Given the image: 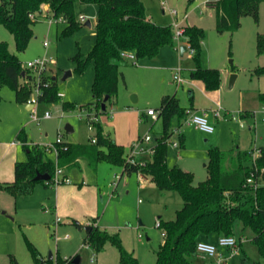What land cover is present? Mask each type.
<instances>
[{
  "label": "rangeland",
  "instance_id": "obj_1",
  "mask_svg": "<svg viewBox=\"0 0 264 264\" xmlns=\"http://www.w3.org/2000/svg\"><path fill=\"white\" fill-rule=\"evenodd\" d=\"M143 1L152 20L172 26L176 35V23L204 30L201 65L220 71L222 97L219 98L215 92L219 88L208 90L213 95L209 101L192 85L199 82L206 90L202 80L191 78L190 69L196 67V61L187 37L177 35L175 41L179 56L173 68H183V74L186 73L192 84L176 87L173 71L168 67L170 59L164 56V51L169 49L165 46L156 59L144 58L124 66L116 101L108 102L105 110L94 107L90 112L92 116L97 113L95 121L102 125L104 134L123 147V156L127 159L132 145L139 139L151 135V142L143 141L144 146H151L155 138L162 135L163 115H158L155 121L142 112L154 108L160 113L163 92L175 93L184 108L206 111L209 122L212 124L214 121L216 130L212 134L185 122L186 117L180 120L177 114L171 118L169 127L174 140L179 141L180 134L183 137V145L175 148L169 144L170 164H178L191 171L194 183L198 184L207 178L206 164L211 148L231 150L236 145L247 147L252 138L258 146L264 143V103L259 99V93L264 91V73H256L257 67L264 66V54L256 51V34L264 32V3L260 6L258 22L251 16H245L240 28L231 33L217 31V12L206 3L208 0H196L191 5L188 0ZM172 9L177 10V15L171 13ZM75 14L78 21L81 15L88 17L92 26L79 21L80 29L65 34V23L54 18L44 7L43 13L31 25L33 34L24 51L17 49L13 33L0 23V40L8 43L10 51L18 56L25 69L27 62L37 57L48 55L53 58L47 73L57 77L58 91L64 94L57 102H38L33 112L25 103L16 101L13 88L8 85L0 88V169L6 180L14 175L12 163H6L3 156L10 141H16L13 151L19 158L27 160L23 137L28 139L29 148L47 151L45 147L54 146L59 135L63 142L86 144L96 132L94 125L89 127V109L82 106L94 100L92 82L95 69L89 66L80 72L73 57L80 54L85 58L95 42L97 6L76 0ZM182 46L188 47L183 55L180 52ZM146 63L145 69L143 65ZM67 71L72 74L63 79ZM233 74L237 77L231 85ZM63 102L73 103V106L64 108ZM213 102H220L223 107L218 120H212L217 109ZM46 112H50L51 117H45ZM33 114L38 120L32 118ZM69 125L73 127L71 132L67 131ZM178 131H181L179 135ZM47 153L56 160L54 147ZM122 170L121 164L103 159L95 171L84 161L82 170L68 173V180L48 186L41 181L36 182L29 194L15 197L0 187V264H11V258L18 264H35L31 245L41 257L52 254L55 262L58 258L78 255L81 264H102L97 252L84 243L85 231L77 222L84 226L96 222L109 231L120 232L123 245L134 250L140 264H156L155 252L164 241L162 228L158 226L159 216L163 220L174 218L183 198L176 190H161L153 181H141L136 171L121 175ZM234 236L252 260L264 264V256L251 240L253 232L250 228L243 229L237 225ZM211 242L216 244L218 239ZM112 249L118 252L116 246L107 243L104 255L108 264H114ZM240 255L239 246L232 257V264H239ZM203 262L202 259L201 264Z\"/></svg>",
  "mask_w": 264,
  "mask_h": 264
},
{
  "label": "trees",
  "instance_id": "obj_2",
  "mask_svg": "<svg viewBox=\"0 0 264 264\" xmlns=\"http://www.w3.org/2000/svg\"><path fill=\"white\" fill-rule=\"evenodd\" d=\"M83 4H95L97 17L95 23V42L85 58L76 54L73 58L80 72L93 66L95 74L92 82L94 100L82 105L84 108H101L108 102L114 103L118 96L119 81L123 77L122 68L130 65V60L123 53L132 52L137 60L155 58L165 46L175 47L174 30L170 25H160L147 17L143 0H79ZM196 0H188L191 5ZM76 0H0V23L13 33L19 51H24L32 37L31 25L36 18L48 8V12L57 20L65 23V34L80 29L75 14ZM264 0H217L216 29L219 32L237 31L245 16H251L256 22ZM34 15L35 19L30 16ZM185 36L189 45L194 48L193 57L196 67L191 70L192 79L204 82L206 90L220 87L221 76L218 69L204 68L201 65V44L205 32L197 26H186ZM256 51L264 54V32L256 36ZM257 74L264 73V66L256 68ZM32 75L23 67L18 56L12 53L6 41L0 40V88L10 86L19 103L28 102L32 94ZM39 102H57V77L47 78ZM104 99V102H102ZM264 103V92L259 93ZM2 95L0 93V103ZM64 108L73 103L63 102ZM104 109V110H105ZM187 108L180 105L175 95L166 94L161 99L160 113L164 117V131L154 144V153L146 162L129 163L123 156V147L114 139L104 134L102 125L88 120L96 132L86 144L64 142L57 144L56 160L38 147H26L28 158L15 163V179L12 182L0 183L15 197L29 194L34 185L37 173H47L50 179L41 181L44 185L52 184L59 167L63 171L79 167V161L85 160L96 169L103 159L119 163L122 173L133 171L149 177L161 190H176L183 198V204L170 220H160L159 227L164 233V241L156 250V264H194L198 256L199 241L211 242L221 236H234L237 225L243 229L250 228L251 238L264 256V145L255 156V148L241 149L235 146L231 150L218 147L209 150V161L206 164L207 178L195 184L194 174L178 165L169 166L167 162L169 142L173 132L169 130L171 118L177 114L185 118ZM97 116V113L95 114ZM96 138V143L92 139ZM23 141H27L23 137ZM183 142V137L181 138ZM104 148L107 150L104 151ZM64 175V174H63ZM66 177V175H64ZM63 177V178H64ZM252 179V182H249ZM80 228L83 225L77 223ZM84 240L95 252L112 243L119 252V264H140L134 251L128 250L122 242L119 232H110L92 224ZM213 243V242H212ZM240 246V264H260L252 260ZM33 250L35 264H73L72 258L41 257ZM11 264H18L11 258Z\"/></svg>",
  "mask_w": 264,
  "mask_h": 264
},
{
  "label": "built area",
  "instance_id": "obj_3",
  "mask_svg": "<svg viewBox=\"0 0 264 264\" xmlns=\"http://www.w3.org/2000/svg\"><path fill=\"white\" fill-rule=\"evenodd\" d=\"M210 2V0L206 1V3L208 4ZM171 13L173 15H177V10L176 9H172ZM31 18L35 19L34 15L30 16ZM61 20V19H59ZM88 17L81 15L79 17V21H81L82 23H86V21H88ZM52 21V18H51ZM176 28H178L177 30V35L178 36H182L185 35V27L180 26L179 23L175 24ZM176 33H174V37L176 38ZM48 42H46V46ZM190 46V45H189ZM191 47V46H190ZM192 48V47H191ZM188 49V47H187ZM192 53H194V48H192ZM123 56L128 58L132 63H137V59L135 57V54L132 52H126L123 53ZM53 62V58L51 56L45 55L43 57H37L29 62H27V70L30 71L33 79H32V94L29 98V103L32 104L33 108L31 109L33 112L35 110L36 104L39 102L38 101V97L42 94V89L43 86H47V78L49 77V74L47 73L50 70V64ZM173 79L175 81V83L177 85H181L185 82V78H184V74H183V68H181L180 66L177 67L173 73ZM58 97L62 98L64 97V94L58 91ZM216 117H221L222 115V108L219 106L216 110ZM186 118H185V122L190 123V124H195V126L200 129L201 131L205 132V133H212L215 130V127L213 124H211L207 118L206 113H202V114H198L196 111L192 110L191 108L186 110ZM147 115L151 116L153 119H157L158 118V112L153 109L150 108L147 110ZM45 117H51V113L50 112H46ZM88 116H90L91 121H95L96 120V115L94 114L93 116L90 114H88ZM32 118L35 120H38V117H36V115H32ZM90 128H93V125L90 124L89 126ZM181 131H178V133H180ZM153 140V138L151 137V135L147 134L144 138H142L141 140L139 139V142L135 143L132 145L131 147V153L129 154V156L127 157V162L129 163H137V156L147 152L150 156L153 155L154 153V144L151 145L148 148H145L143 146V141L146 142H151ZM16 143V141L13 142V144ZM63 139L62 136L59 135L57 138V141L55 143V145L53 146V144L51 145H47V147H45L48 150H51L52 147L55 148L56 153H57V144H62ZM92 143H96V138L92 139ZM172 143L174 146H178L179 142L178 141H174V142H170ZM260 152L259 148H256L254 151V155L256 156L258 153ZM143 163V162H142ZM264 171V169H263ZM64 174V171L57 167L53 180H52V184H59L61 182H64V180H68L67 177H64L61 180V176ZM139 179L141 181L145 180V176L139 172ZM249 182H252V179H249ZM160 225V221L158 220V226ZM164 235V233H162ZM68 237V236H67ZM226 249L228 252H225L224 250ZM239 250V245H238V240L235 238V236H221L218 239V242L212 243V242H208V241H199L197 244V252L199 253V255L203 256L205 261L203 264H228L230 258L236 254Z\"/></svg>",
  "mask_w": 264,
  "mask_h": 264
},
{
  "label": "crops",
  "instance_id": "obj_4",
  "mask_svg": "<svg viewBox=\"0 0 264 264\" xmlns=\"http://www.w3.org/2000/svg\"><path fill=\"white\" fill-rule=\"evenodd\" d=\"M210 2L211 3H208V5L210 6V7H214L215 9H216V7H215V5H216V2H217V0H210ZM146 13H147V11H146ZM147 17L150 19V20H152V18L147 14ZM153 21V20H152ZM153 22H155V21H153ZM156 23V22H155ZM258 33V32H257ZM256 36H257V34H256ZM167 48H169L168 50H166V51H164V56L165 57H167V58H169L170 60V62H171V64H169V66L168 67H170L169 69L170 70H172L173 71V73H174V71H175V69L176 68H173L174 67V65H175V63H176V61L178 60V56H179V53H178V50L179 49H177V45L175 46V47H170V46H166ZM165 48V47H164ZM162 50V49H161ZM181 52V55H183L184 54V52H182V51H180ZM159 54H161V53H159ZM158 57V56H157ZM157 57H155V59L157 58ZM155 59H153V60H155ZM148 62H150V61H148ZM132 62H130V64H131ZM146 65H148V63H146V64H144L143 66L145 67V69H146ZM204 67V66H203ZM204 68H206V67H204ZM123 69H124V67L122 68V71H123ZM194 68H192V69H190V72H191V70H193ZM184 71V70H183ZM237 77V76H236ZM184 78H185V82L184 83H191V81L189 80V79H187V75H186V73L184 74ZM173 81H174V79H173ZM174 83H175V81H174ZM184 83L183 84H181V85H177L176 83H175V85H176V87L177 88H179L180 86H183L184 85ZM192 84V83H191ZM233 84V83H232ZM231 84V85H232ZM192 85H194L195 87H196V89L199 91V92H201L202 94H204L205 96H207V99L210 101V100H212L213 98V95H212V93H209L208 92V90H204V87H203V85L201 84V83H199V82H197V83H193ZM165 91H167V90H165ZM192 91H193V93H194V89H192ZM208 92V93H207ZM217 94H218V96H219V98H221L222 96H221V89L219 88L218 90H216L215 91ZM261 92H264V91H261ZM0 93H1V89H0ZM166 94H169V95H175V93L174 94H170L169 92H163L162 94H161V99H162V97L164 96V95H166ZM195 94V93H194ZM2 95V94H1ZM139 97H140V95L138 96V97H136V101H138L139 100ZM29 101V100H28ZM19 103V102H18ZM25 105L27 106V108L29 109V110H31L32 108H33V106H32V104L31 103H29V102H26L25 103ZM221 107L222 108V111H223V107H222V105L220 104V102H213V107H216V108H218V107ZM193 107H191V109H192ZM215 108V109H216ZM154 109V108H153ZM187 109H189V108H187ZM194 111H196L198 114H202V113H206V115L208 116V114H207V112L206 111H202V112H198V110H194ZM158 112V111H157ZM143 113V115H145V116H148V117H151V116H149V115H147V112L146 113H144V112H142ZM158 115H159V112H158ZM152 118V117H151ZM153 119V118H152ZM158 119V118H157ZM157 119H153V120H157ZM214 119H216V120H218L219 119V117H212V120H214ZM214 122V121H213ZM213 122H212V124H213ZM215 127V126H214ZM216 130V129H215ZM215 130H214V132H215ZM214 132H212V133H214ZM181 133V132H180ZM212 133H207V134H212ZM178 135H179V133H178ZM159 138V137H158ZM179 145L178 146H174L175 148H177V147H179V146H181V145H183L182 144V141H181V138H182V135L180 134L179 135ZM27 139V138H26ZM156 139V138H155ZM28 140V139H27ZM115 140V139H114ZM116 141V140H115ZM174 141H177V140H174V138H173V135H172V137H171V139H170V142H174ZM13 142L14 141H10L9 143H8V145H7V148L4 150V160H5V162L6 163H8V162H10V163H12V166H13V168H15V163L17 162V161H25L24 159H20L19 158V156H18V154H17V152L16 151H13V148L16 146V144L17 143H14L13 144ZM27 142L28 141H25L24 142V147L26 148V147H29V144H27ZM92 142V141H91ZM117 142V141H116ZM170 142H169V144H170ZM118 143V142H117ZM119 144V143H118ZM153 144H154V142H153ZM152 144V145H153ZM262 145H264V143L262 144ZM262 145H256V144H254V140H253V138L251 139V142H250V145H248L247 147H240L241 149H249V148H251V147H254L255 149L256 148H260ZM144 146V145H143ZM145 148H148V147H150V145L148 146H144ZM47 152V151H46ZM151 157L152 156H150L147 152H144V153H142V154H140V155H138L137 156V161L138 162H146V161H148V160H150L151 159ZM85 160H80L79 161V167H76V168H73V169H71V170H64V175H66V177H68V173L69 172H71V171H73V170H82V162H84ZM3 162V161H2ZM86 163H87V161H85ZM167 162H168V165L169 166H173V165H178V164H173V165H171L170 164V162H169V158H168V155H167ZM88 164V163H87ZM89 165V164H88ZM90 166V165H89ZM98 166V165H97ZM178 166H180V165H178ZM91 167V166H90ZM180 167H182V166H180ZM92 168V167H91ZM183 168V167H182ZM93 169V168H92ZM96 169H97V167H96ZM96 169H93V170H95L96 171ZM183 169H185V168H183ZM185 170H187V169H185ZM13 171H14V175H12V177H10V178H7V180L5 179V178H3V176H2V169H0V183H6V182H12L14 179H15V170L13 169ZM122 174H125V173H121V175ZM127 174V173H126ZM131 174V173H130ZM129 175V174H128ZM144 181H152L149 177H145V180ZM159 219L161 220L162 219V216H159ZM170 219H172V218H170ZM170 219H167V220H170ZM163 220V219H162ZM77 223H79V222H77ZM81 224V223H80ZM92 224H94V225H97V226H99V227H101L99 224H97L96 222H91V223H89L88 225H92ZM81 225H83V224H81ZM80 228V227H79ZM101 228H104V227H101ZM81 230H84L85 231V236H84V238H83V241L85 240V238H86V235H87V231L85 230V226L83 225V228H80ZM107 229V228H106ZM108 230V229H107ZM110 232H113V231H110ZM119 234H120V232H119ZM120 236H121V234H120ZM122 238V237H121ZM215 240V239H214ZM113 250V252H114V264H119V252H117L115 249H112ZM128 250H130V249H128ZM224 250V249H223ZM107 250H106V245H105V247H104V249L102 250V251H100V252H97V257L100 259H102V264H108V260L106 259V256L104 255V253L106 252ZM131 251H134V250H131ZM225 252H228L226 249L224 250ZM235 255V254H234ZM233 255V256H234ZM75 256H77V255H75ZM137 256V255H136ZM232 256V257H233ZM46 257H50V255L49 256H46ZM232 257L230 258V260H229V262H228V264H232ZM68 258H70V257H68ZM202 259H203V261H205V259H204V257L203 256H201V255H199L198 254V256L197 257H195L194 258V264H201V261H202ZM93 260V259H92ZM204 263V262H203ZM202 263V264H203ZM81 264V263H80ZM239 264H240V261H239Z\"/></svg>",
  "mask_w": 264,
  "mask_h": 264
},
{
  "label": "water",
  "instance_id": "obj_5",
  "mask_svg": "<svg viewBox=\"0 0 264 264\" xmlns=\"http://www.w3.org/2000/svg\"><path fill=\"white\" fill-rule=\"evenodd\" d=\"M85 26H88V27H91V26H92L90 20L86 21ZM181 51H182V52L187 51V46H182V47H181ZM71 74H72L71 71H67V72L65 73L63 79H66V78H67L68 76H70ZM236 76H237L236 74H233V75H232V77H231V84L233 83V81H234V79L236 78ZM104 109H105V105H103V110H104ZM67 131H68V132L73 131V127L69 125V126L67 127ZM49 179H50V175L47 174V173H37V175L35 176V180L47 181V180H49ZM91 228H92L91 225H87V226H85V230H86L87 232H89V231L91 230ZM52 257H53V255L50 254V258H52ZM72 262H73V264H80V263H81L80 257H79L78 255L75 256V257L72 259Z\"/></svg>",
  "mask_w": 264,
  "mask_h": 264
}]
</instances>
